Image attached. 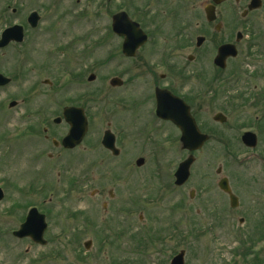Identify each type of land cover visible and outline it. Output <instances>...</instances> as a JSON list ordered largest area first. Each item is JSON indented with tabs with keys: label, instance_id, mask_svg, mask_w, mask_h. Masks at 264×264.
<instances>
[{
	"label": "rangeland",
	"instance_id": "1",
	"mask_svg": "<svg viewBox=\"0 0 264 264\" xmlns=\"http://www.w3.org/2000/svg\"><path fill=\"white\" fill-rule=\"evenodd\" d=\"M57 1L60 14L48 15L44 28L30 34L29 40L39 46L36 59L50 45H59L64 51L56 55L51 70L36 79L52 83L62 74L64 86L60 96L36 95V102L43 105L47 119L57 115L60 107L84 108L90 124L86 141L93 143V148L87 152L83 145L58 160L46 157L34 164L29 157L33 150H29L27 140H22L15 143L9 155L8 132L24 110V79L13 83L12 97L17 106L0 114V188L4 192L0 203V264H169L181 250L185 252L184 264L263 263L264 48L249 52L247 45H241L238 57L230 61L236 71L241 67L248 73L258 72L260 77H253V85H257L254 92L262 98L258 101L261 105L241 112L230 101L225 104L218 99L206 101L205 110L194 111L197 124L210 140L193 154L195 161L187 183L175 187L173 173L189 155L181 149L179 132L175 128L173 132L167 130L166 135L155 134L150 128L149 134L128 136L121 132L126 123L119 90L108 86V80L118 76L120 59L117 44L109 41L108 46L103 45L101 36L109 23L107 11H118L125 0ZM48 2L29 0L31 8L38 4L48 7ZM135 4L136 0H127L131 12ZM197 17L200 23H206L199 11ZM53 18L59 19L48 21ZM189 34L194 41L196 30L192 28ZM189 53L174 54L178 65L187 63ZM201 54V60L191 64L185 74L201 67V86L213 92L215 52L211 44L204 46ZM90 74L95 80L88 83ZM29 82L33 80L29 78ZM232 86L234 91L244 87V82ZM216 113L226 115L227 122L215 123ZM256 118L263 123L246 125ZM106 129L117 134L120 141L118 158L110 157L100 145ZM248 130L258 137L252 151L240 142L241 134ZM44 145L47 150L51 148L47 142ZM137 158L144 159L143 167H135ZM218 167L220 174L216 173ZM38 170L43 172L38 174ZM221 177L229 179L239 202L236 208L229 206L228 197L217 187ZM29 185H40V194H21ZM38 188L31 187V191ZM49 199L44 206L49 211L45 247L17 241L8 234L21 219L9 213L13 202L28 200L33 206ZM86 243H90L87 251Z\"/></svg>",
	"mask_w": 264,
	"mask_h": 264
},
{
	"label": "flooded vegetation",
	"instance_id": "2",
	"mask_svg": "<svg viewBox=\"0 0 264 264\" xmlns=\"http://www.w3.org/2000/svg\"><path fill=\"white\" fill-rule=\"evenodd\" d=\"M51 1H54L53 5L50 3ZM136 1L137 4L134 5L132 12L127 7V0L122 1L118 11L113 13L107 11L106 17L109 23L106 22L101 36L103 45L108 46L109 41L117 44L120 62L118 76L114 77L118 81L111 82L112 77L108 80V86L110 89L119 90L120 109L126 123L124 127L120 128L121 132L128 136L140 135L139 133L149 134L147 129L150 128L155 134L166 135L167 130L171 132H173L172 128L177 130L173 122L167 119L170 112L182 110V107L175 102L176 100L188 107L195 121L193 112L205 110L206 101L219 99L225 104L230 101L235 110L241 112L250 109L253 105H261L258 102L261 97L254 92L257 85H253V77H260L257 76L258 72L253 74L255 71L253 70L248 73L241 67L240 71H236V66L232 67L230 61L238 57L237 48L241 45H247L246 47L250 49L249 52L255 48H264V0ZM48 3V7L45 6L46 4H38L35 8H31L29 0H0V114L8 113L13 109L11 108L14 103L13 83L24 79V89L21 94L22 96L24 94V98L21 100L24 110L17 115L16 126L8 132L11 145L9 155L11 150L13 152L12 147L16 142L27 140L29 150H33L29 157L34 164L46 157L58 160L62 154H73L72 152L83 145L87 152L93 148V143L89 144L86 141L90 126L87 116V130L81 143L71 149L65 148L62 141L67 135L69 127L63 119L64 107L59 108L60 111L57 115L49 116L47 119V114L42 111L44 110L43 105L36 102L38 100L36 95L43 96L48 93L60 96L64 86L62 74L58 75V78H54L52 83L47 79L36 81L38 76H44L47 71L51 70L52 61L56 55L64 52L60 50L59 45H50L43 50L42 56L34 58L39 53V46L36 42L29 40L30 34L44 28L48 15L56 16L62 11L57 6V0H49ZM107 3H110V0H107ZM197 11L200 12L206 23L199 22ZM121 12L135 25H129L123 21V24H120L119 34H115L112 31L113 16ZM191 14L192 18H190ZM32 15H34L33 18H31ZM58 19L53 18L48 21ZM33 23L34 26H31ZM192 28L197 32L194 41L190 39L189 34ZM49 31L47 30L45 34H48ZM20 37L21 40H18ZM207 44H211L215 52L212 59L213 82L215 84L213 92H208L201 86L204 80L201 77V67L198 68V71L193 69L187 75L185 74L191 64L201 60V51ZM221 46L227 47V50L223 51L226 52L222 58L224 60L223 68L214 64V58ZM133 47L136 49L128 54L127 48L130 50ZM229 47L237 50L236 57L231 56ZM177 50L178 52H176ZM187 50L191 52L186 56L187 63H183L182 66L178 65L174 54L179 55ZM261 64L264 68V62ZM230 68L231 72L223 76ZM52 73L54 75L55 72ZM245 73L248 75L245 76ZM263 73L264 70H262V75ZM29 78L33 80L32 83L29 82ZM70 78L72 79L71 75ZM240 81L244 82V87L232 91L235 87L232 84L236 85ZM192 83H194V87L190 85ZM115 84L117 87H112ZM262 88H264V84ZM253 122L257 126L258 123H263V120L252 119L246 125H253ZM197 126L199 131L204 133L198 124ZM113 134L117 146L119 139L117 134L114 132ZM151 135L148 136L151 137ZM42 142L44 144L47 142L51 148L47 150ZM120 155L121 151L117 157ZM42 172L38 170L36 173ZM217 172L220 174V168ZM223 179L227 180L231 189L229 179L226 177H221L218 183ZM32 187L40 188L33 191L27 189L20 193L30 192L36 195L39 191L40 194L42 188L40 185ZM2 201L3 199L0 203ZM50 201L51 199L42 200V203L38 202L30 207L35 208L38 214L44 215L46 222L49 211L44 206ZM27 202L28 200L13 202L10 206L9 213L16 217L20 216L21 219L18 220L17 227L9 229L8 234L17 241H28L37 246L31 242L28 236L16 237L14 235L28 216L30 204ZM37 213L33 212V221L37 218ZM32 230V234H36L38 225ZM2 232L0 230V233ZM45 233L46 231L44 237Z\"/></svg>",
	"mask_w": 264,
	"mask_h": 264
},
{
	"label": "water",
	"instance_id": "3",
	"mask_svg": "<svg viewBox=\"0 0 264 264\" xmlns=\"http://www.w3.org/2000/svg\"><path fill=\"white\" fill-rule=\"evenodd\" d=\"M123 21H125V23L129 24L130 22L128 21V19L126 18L125 14H118L116 16H114V24H113V29L115 32L119 33L121 30V25L123 24ZM131 24V23H130ZM128 47V45H127ZM226 48L222 47L219 50V54L217 56V58L215 59V63L217 65H220V62L222 61L223 58V54L226 52H223ZM232 49V48H231ZM235 55V53L233 54ZM94 79L93 76H91L89 78L90 81H92ZM76 113L78 114V117L80 119V123L78 128V132L73 133V136H77V138H79V140L83 137L84 133H85V121L83 118V114L82 111L80 110H76ZM168 119H170L181 131V138L180 141L182 143L183 149H187V150H195L199 147H201V145L207 140V136H203L201 134H199L197 127L195 125V122L193 120V118H191L188 109L185 107L184 111H182L179 114L176 113H172V115L168 116ZM214 120L216 121H220L222 122L224 119L221 117V115H216L214 117ZM70 126H72V130L73 131L76 127V124H73L72 121H68ZM69 138V137H68ZM65 139L64 140V144L66 147H73L74 145H76V142L79 141H74V142H69V139ZM74 139V137L72 138ZM243 142H245V144L254 147L256 144V139L255 136L251 133H245L242 137ZM103 144L105 145L106 148L113 150V140L112 139H106L104 138L103 140ZM143 160H139L137 162V165L140 166L142 164ZM193 162V158L189 157L186 161H184L183 163H181L178 167V170L175 173V177L177 178V182L176 184L180 185L182 184L189 176V167ZM219 188L225 192L228 193L230 195V204L231 207H235L237 205V200L235 197H233L230 194V190L226 184V181L223 180L220 184H219ZM1 198V195H0ZM35 212V210L33 211ZM31 214V213H30ZM38 225V231L36 234H32V229L35 228ZM45 229V222H44V217L43 216H37V218L33 221L31 215L28 216L26 222L21 226L19 232H17L15 235L18 237L21 236H25L28 235L30 236L34 241L41 243L42 245L45 244V241L43 240V232ZM87 246V245H86ZM88 247V246H87ZM183 252H181L180 254H178L177 256H175L171 262V264H183Z\"/></svg>",
	"mask_w": 264,
	"mask_h": 264
},
{
	"label": "trees",
	"instance_id": "4",
	"mask_svg": "<svg viewBox=\"0 0 264 264\" xmlns=\"http://www.w3.org/2000/svg\"><path fill=\"white\" fill-rule=\"evenodd\" d=\"M261 264H264V262H263V263H261Z\"/></svg>",
	"mask_w": 264,
	"mask_h": 264
}]
</instances>
